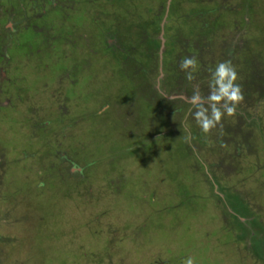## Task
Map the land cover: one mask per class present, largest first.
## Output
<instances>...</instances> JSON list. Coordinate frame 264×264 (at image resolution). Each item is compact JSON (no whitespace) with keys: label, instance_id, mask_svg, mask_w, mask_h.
<instances>
[{"label":"rangeland","instance_id":"rangeland-1","mask_svg":"<svg viewBox=\"0 0 264 264\" xmlns=\"http://www.w3.org/2000/svg\"><path fill=\"white\" fill-rule=\"evenodd\" d=\"M188 257L264 264V0H0V264Z\"/></svg>","mask_w":264,"mask_h":264},{"label":"clouds","instance_id":"clouds-1","mask_svg":"<svg viewBox=\"0 0 264 264\" xmlns=\"http://www.w3.org/2000/svg\"><path fill=\"white\" fill-rule=\"evenodd\" d=\"M180 67L186 72V79H194L193 72L197 68L195 57L183 58ZM236 80L237 73L230 62H221L212 73L209 95L205 98L196 91L189 99V103L196 109L194 117L203 133H210L221 123L225 114L233 116L236 113V106L244 99ZM184 264H195V260L188 257Z\"/></svg>","mask_w":264,"mask_h":264}]
</instances>
